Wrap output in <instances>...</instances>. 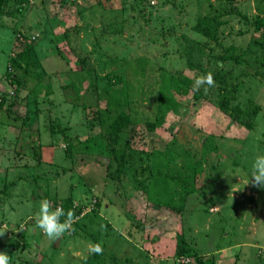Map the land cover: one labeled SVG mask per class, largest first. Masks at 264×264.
Wrapping results in <instances>:
<instances>
[{"label":"rangeland","instance_id":"1","mask_svg":"<svg viewBox=\"0 0 264 264\" xmlns=\"http://www.w3.org/2000/svg\"><path fill=\"white\" fill-rule=\"evenodd\" d=\"M208 17L219 20L216 40L203 34ZM258 41L264 60V0H0L9 264H83L96 243V264H264V189L250 181L264 155V66L243 77L226 59ZM189 63L226 81L223 108L234 111L211 102L188 111L203 150L188 141L183 112H164L158 98ZM192 89L173 98L188 103ZM124 105L131 123L109 134ZM43 200H68L65 213L78 217L58 243L35 227Z\"/></svg>","mask_w":264,"mask_h":264},{"label":"trees","instance_id":"2","mask_svg":"<svg viewBox=\"0 0 264 264\" xmlns=\"http://www.w3.org/2000/svg\"><path fill=\"white\" fill-rule=\"evenodd\" d=\"M20 2H23L25 0H18ZM258 21H261L260 19H257ZM219 20L215 17L213 19L211 18H207V22L204 23V35L207 36L209 39H214L216 40L218 38V32L217 29L219 27ZM233 49H235L234 46H231ZM263 47L260 44V41H258V43L256 42H252L249 45H247V47L242 51V53H239V55H228L226 57V59H235L236 60V64H241L244 68H241L239 70H243L242 72L239 73V75L241 76H248L251 73L257 72V65L259 64L260 66H264V60H260L259 58V52ZM29 49H32V46L29 47ZM211 50V49H210ZM246 55V56H245ZM22 58L26 64L24 70L28 71L29 68V62L30 59L28 58V56L23 53ZM209 66H205L204 67L201 65H198V67L196 66L194 68V66L189 63L184 69H177L176 71L169 73V80L171 83H173V87L172 88H168L166 94L164 96H159V101H161V105L162 107L165 109V111H169L172 109H177L183 112V116L181 119H179V122L185 127V129L188 132V141H190L191 143H193L194 146H196L197 148L200 147L201 150L206 149L203 146L204 142H199L194 134V130H193V121L190 122V120L188 119L189 117H191V115L189 114L188 111H191L193 107H195L194 113H196V108H200L203 105H208L209 102L215 104L218 110H223L225 113H227V115L229 117H233L234 111L231 110L229 112H227L223 106V98L225 95H227V89H226V81H218V76L217 74H213L214 80H217V82L215 81V86L208 88V90L205 92L204 88H201L199 91H194L192 89V93H191V98L189 100V102H184L180 101L179 104L178 102L173 98L175 96V94H180V95H185L187 90L192 88V84L194 79H196L198 76L209 73V71L207 70ZM251 72V73H250ZM231 84L229 86H236L238 84V80L237 79H231ZM171 85V86H172ZM212 91L216 90L217 93L219 91V96H221V98L219 99L218 104H216L214 102V97L217 96L216 94H213ZM17 92V89L14 91ZM1 100V99H0ZM1 105V102H0ZM182 106V107H181ZM181 107V109H180ZM127 105H124L121 108H116L114 111V115L113 117L109 120L108 122V126H109V134H118L123 128L127 127L130 123H131V112H128L127 110ZM160 115H162V113H160ZM176 118L177 114L174 115ZM150 125L151 128H154L155 123H150L148 124ZM51 135L54 136L55 138L57 137V139H59V134L62 133V128L60 124L57 125H53L51 128ZM64 131V130H63ZM108 134V135H109ZM108 135H103V138L106 140V142L108 141ZM25 136V135H23ZM64 138V137H63ZM210 144V143H209ZM126 147L128 146V143L125 144ZM105 146H110L109 142H107V144ZM71 148V144L69 143L67 146V150L66 153L68 154V152L70 151ZM110 150L112 151L113 148L112 146L109 147ZM203 148V149H202ZM117 157V156H116ZM40 159V157H39ZM118 162V160H117ZM193 170L196 172V168H193ZM68 203L67 201H64V203H61V207H63V209L66 208V205ZM161 204V203H159ZM80 209V208H78ZM175 210H179V208L175 209ZM97 254H94L92 256H89L88 259L83 263V264H96L94 263V261H96L97 259ZM201 264H205L204 262H201Z\"/></svg>","mask_w":264,"mask_h":264},{"label":"clouds","instance_id":"3","mask_svg":"<svg viewBox=\"0 0 264 264\" xmlns=\"http://www.w3.org/2000/svg\"><path fill=\"white\" fill-rule=\"evenodd\" d=\"M215 86V80L211 72L198 76L193 83V90L199 91L204 88L206 92L208 88ZM250 181L253 187L264 189V155H258L250 170ZM61 217H64L63 221ZM35 227L38 228L43 235L49 240L57 241L62 238L65 232L72 231L73 225L78 220L72 210L65 213L63 207H52L51 203L47 200L40 202L38 213L33 217ZM0 231L2 236L5 231ZM89 252L93 254H102L103 248L100 243H96L89 248ZM0 264H9V256L7 253L0 252Z\"/></svg>","mask_w":264,"mask_h":264},{"label":"water","instance_id":"4","mask_svg":"<svg viewBox=\"0 0 264 264\" xmlns=\"http://www.w3.org/2000/svg\"><path fill=\"white\" fill-rule=\"evenodd\" d=\"M55 243H58V240H57V241H55Z\"/></svg>","mask_w":264,"mask_h":264}]
</instances>
